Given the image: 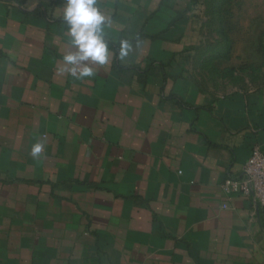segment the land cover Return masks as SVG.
<instances>
[{
  "label": "crops",
  "instance_id": "crops-1",
  "mask_svg": "<svg viewBox=\"0 0 264 264\" xmlns=\"http://www.w3.org/2000/svg\"><path fill=\"white\" fill-rule=\"evenodd\" d=\"M61 4L0 0V264H264V208L220 188L264 155V88L196 82L176 0H99L114 55L76 80Z\"/></svg>",
  "mask_w": 264,
  "mask_h": 264
},
{
  "label": "rangeland",
  "instance_id": "rangeland-1",
  "mask_svg": "<svg viewBox=\"0 0 264 264\" xmlns=\"http://www.w3.org/2000/svg\"><path fill=\"white\" fill-rule=\"evenodd\" d=\"M176 1L194 32L186 57L196 82L221 95L264 88V0Z\"/></svg>",
  "mask_w": 264,
  "mask_h": 264
},
{
  "label": "clouds",
  "instance_id": "clouds-1",
  "mask_svg": "<svg viewBox=\"0 0 264 264\" xmlns=\"http://www.w3.org/2000/svg\"><path fill=\"white\" fill-rule=\"evenodd\" d=\"M61 6V20L69 38L68 50L62 58V71L76 80L92 78L114 55L105 32L110 17L99 7V0H62ZM132 47L129 40L121 39L115 58L123 61L130 55ZM44 153V144L31 145L29 155L32 159H38Z\"/></svg>",
  "mask_w": 264,
  "mask_h": 264
},
{
  "label": "built area",
  "instance_id": "built-area-1",
  "mask_svg": "<svg viewBox=\"0 0 264 264\" xmlns=\"http://www.w3.org/2000/svg\"><path fill=\"white\" fill-rule=\"evenodd\" d=\"M226 196H239L249 199L264 208V155L257 147L251 151L241 170L227 176L220 185ZM226 208L224 204L222 206Z\"/></svg>",
  "mask_w": 264,
  "mask_h": 264
}]
</instances>
